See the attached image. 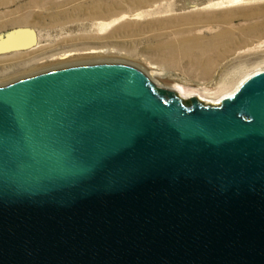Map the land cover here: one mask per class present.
<instances>
[{
	"label": "water",
	"instance_id": "1",
	"mask_svg": "<svg viewBox=\"0 0 264 264\" xmlns=\"http://www.w3.org/2000/svg\"><path fill=\"white\" fill-rule=\"evenodd\" d=\"M222 101L115 62L0 86V264H264V71Z\"/></svg>",
	"mask_w": 264,
	"mask_h": 264
},
{
	"label": "rangeland",
	"instance_id": "2",
	"mask_svg": "<svg viewBox=\"0 0 264 264\" xmlns=\"http://www.w3.org/2000/svg\"><path fill=\"white\" fill-rule=\"evenodd\" d=\"M18 26L38 43L0 54V86L97 50L101 62L160 72L169 88L148 80L179 99L223 105L264 71V0H0V33Z\"/></svg>",
	"mask_w": 264,
	"mask_h": 264
},
{
	"label": "bare ground",
	"instance_id": "3",
	"mask_svg": "<svg viewBox=\"0 0 264 264\" xmlns=\"http://www.w3.org/2000/svg\"><path fill=\"white\" fill-rule=\"evenodd\" d=\"M235 2H239L240 0H233ZM254 1V0H253ZM251 3V2H250ZM54 57V56H53ZM106 56L104 54L101 53V51H97V50H93L90 51L88 54H83L81 56H73V52H65L60 54L57 58V65L55 66V68L57 66H62L65 65V67L67 66H76V65H84V64H95V63H102L101 60L103 58H105ZM53 64V63H52ZM51 66V65H50ZM54 68V69H55ZM60 68V67H59ZM148 68V67H147ZM145 68V74L147 75V77H149L151 80H153L154 82H156L158 85L162 86V87H170V84L167 82V79L164 78V75L161 74L160 72L154 71V70H149ZM52 70V69H51ZM262 72V70H261ZM248 78H244L242 79L231 91L232 95H234L242 86V84H244V82L249 79Z\"/></svg>",
	"mask_w": 264,
	"mask_h": 264
}]
</instances>
